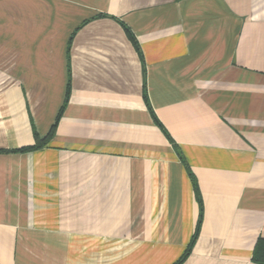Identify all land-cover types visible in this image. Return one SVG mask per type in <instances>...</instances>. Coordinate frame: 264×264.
Here are the masks:
<instances>
[{"label": "crops", "instance_id": "crops-1", "mask_svg": "<svg viewBox=\"0 0 264 264\" xmlns=\"http://www.w3.org/2000/svg\"><path fill=\"white\" fill-rule=\"evenodd\" d=\"M196 231L181 264H264V0H0V264Z\"/></svg>", "mask_w": 264, "mask_h": 264}, {"label": "trees", "instance_id": "trees-1", "mask_svg": "<svg viewBox=\"0 0 264 264\" xmlns=\"http://www.w3.org/2000/svg\"><path fill=\"white\" fill-rule=\"evenodd\" d=\"M126 30L131 35L130 30L128 28H126ZM63 108L61 109V111H60V113L58 115V118L61 116V114L63 112ZM37 146L38 145H34V146H31V147H24V148H20L19 150H26L28 148L37 147ZM197 237H198V231H196L195 234L193 235V237H192V239H191L186 251L184 252V254L174 264H181L183 262V260L186 258V256L191 252V250H192V248H193V246H194V244L196 242ZM259 247L260 248H262V247L264 248V239H260V241L258 242V245H257V248H256V254H255V257H254L257 261H264V251L261 252Z\"/></svg>", "mask_w": 264, "mask_h": 264}]
</instances>
